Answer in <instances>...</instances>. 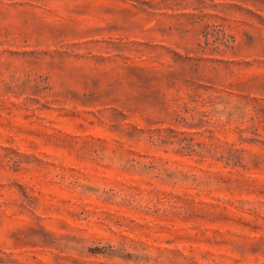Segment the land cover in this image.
I'll use <instances>...</instances> for the list:
<instances>
[{
    "label": "rangeland",
    "instance_id": "rangeland-1",
    "mask_svg": "<svg viewBox=\"0 0 264 264\" xmlns=\"http://www.w3.org/2000/svg\"><path fill=\"white\" fill-rule=\"evenodd\" d=\"M0 264H264V0H0Z\"/></svg>",
    "mask_w": 264,
    "mask_h": 264
}]
</instances>
